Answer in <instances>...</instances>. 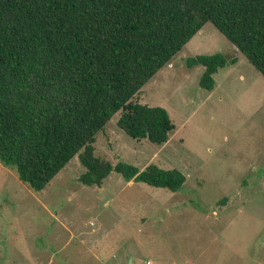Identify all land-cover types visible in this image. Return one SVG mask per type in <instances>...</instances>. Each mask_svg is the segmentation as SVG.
Segmentation results:
<instances>
[{
  "label": "rangeland",
  "instance_id": "obj_1",
  "mask_svg": "<svg viewBox=\"0 0 264 264\" xmlns=\"http://www.w3.org/2000/svg\"><path fill=\"white\" fill-rule=\"evenodd\" d=\"M222 54L215 89L190 58ZM236 62L232 64L233 61ZM165 109L166 144L136 141L118 113L97 135L95 157L143 171L178 170L177 193L111 173L78 182L75 157L42 192L0 163V264H264V78L207 23L132 99Z\"/></svg>",
  "mask_w": 264,
  "mask_h": 264
},
{
  "label": "trees",
  "instance_id": "obj_2",
  "mask_svg": "<svg viewBox=\"0 0 264 264\" xmlns=\"http://www.w3.org/2000/svg\"><path fill=\"white\" fill-rule=\"evenodd\" d=\"M207 23L264 78V0H0V163L34 192L75 157L83 186L117 173L179 192L178 170L113 166L95 157L94 144L118 113L131 139L168 142V112L131 101ZM186 66L202 67L199 87L212 92L228 62L200 55Z\"/></svg>",
  "mask_w": 264,
  "mask_h": 264
},
{
  "label": "built area",
  "instance_id": "obj_3",
  "mask_svg": "<svg viewBox=\"0 0 264 264\" xmlns=\"http://www.w3.org/2000/svg\"><path fill=\"white\" fill-rule=\"evenodd\" d=\"M147 264H151V263L148 262Z\"/></svg>",
  "mask_w": 264,
  "mask_h": 264
}]
</instances>
